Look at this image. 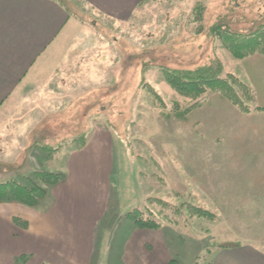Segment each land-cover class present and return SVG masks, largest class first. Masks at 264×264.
Wrapping results in <instances>:
<instances>
[{"label":"rangeland","instance_id":"1","mask_svg":"<svg viewBox=\"0 0 264 264\" xmlns=\"http://www.w3.org/2000/svg\"><path fill=\"white\" fill-rule=\"evenodd\" d=\"M64 3L72 22L62 47L43 60L33 85L0 109V183L46 186L36 171L65 174L78 149L110 141L117 164L103 196L108 210L96 264H120L134 224L127 213L136 207H146L161 230L198 242L193 264L208 250L264 240L260 180L254 172L255 183L239 188V173L233 179L222 160L235 159L250 175L244 159H264V54L236 57L219 34L264 27V0H145L126 19L87 0ZM217 62L243 102L215 89L192 98L165 76ZM50 189L34 207L51 202ZM0 205L5 215L6 207L22 204Z\"/></svg>","mask_w":264,"mask_h":264},{"label":"crops","instance_id":"2","mask_svg":"<svg viewBox=\"0 0 264 264\" xmlns=\"http://www.w3.org/2000/svg\"><path fill=\"white\" fill-rule=\"evenodd\" d=\"M87 1L109 16L126 19L145 0ZM71 22L72 16L54 0H0V109L33 85L43 60L62 47ZM92 147L73 153L64 180L51 187V202L43 209L19 205L6 207L5 215L0 211L1 264H16L21 255L29 256L25 264H96L99 230L108 210L103 196L113 187L110 176L117 160L111 159L110 141ZM222 160L230 164L233 179L239 173V188L253 185L255 172L261 186L255 194L264 196V159H244L250 175L241 173L235 159ZM127 234L120 264H169L173 259L193 264L202 248L192 238L161 228L150 231L133 224ZM211 264H264V240L218 247Z\"/></svg>","mask_w":264,"mask_h":264},{"label":"trees","instance_id":"3","mask_svg":"<svg viewBox=\"0 0 264 264\" xmlns=\"http://www.w3.org/2000/svg\"><path fill=\"white\" fill-rule=\"evenodd\" d=\"M65 11L71 15L69 8L65 5L64 0H54ZM225 42L228 43L229 49L236 57L243 58L248 54L259 52L264 54V27H259L255 32L250 34H238L228 31H221L219 33ZM215 65L204 66L194 71H182V70H166L165 76L168 82L176 90L192 98L202 96L205 91L209 89H215L223 95H227L228 98L235 103L242 101V98L238 95L235 87V82H229L226 77H223V67L220 63H214ZM230 77V76H229ZM236 84L243 89H246L241 82ZM243 94V93H242ZM247 99L251 100L250 97ZM240 105V109L244 110V105ZM35 176H38L40 180L45 182L46 186L38 184L34 180L31 184H23L16 182L0 183V201L16 200L22 205L34 207L38 205V202L44 198L47 194L48 186L51 188L65 178L64 173H52L45 171H36ZM34 179V178H33ZM32 180V179H31ZM192 209L201 216L213 217L212 212L203 209L196 205H191ZM146 213V214H145ZM149 213V214H147ZM198 215V216H199ZM127 217L133 221L134 225L140 229H159L161 227L160 221L150 212L147 208L136 207L127 213ZM16 223L21 224L22 221L15 219ZM24 224V223H22ZM24 226V225H23ZM214 256V251L208 250L203 257L198 258L195 264H211ZM29 260L28 255H21L16 258V264H24ZM1 264V263H0ZM171 264H177L175 261Z\"/></svg>","mask_w":264,"mask_h":264}]
</instances>
